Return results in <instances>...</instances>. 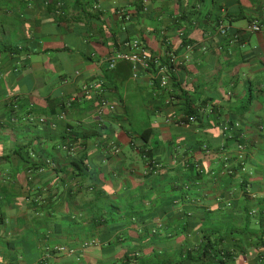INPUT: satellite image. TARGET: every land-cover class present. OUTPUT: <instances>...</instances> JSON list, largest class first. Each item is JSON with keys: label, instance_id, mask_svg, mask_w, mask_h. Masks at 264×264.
<instances>
[{"label": "crops", "instance_id": "1", "mask_svg": "<svg viewBox=\"0 0 264 264\" xmlns=\"http://www.w3.org/2000/svg\"><path fill=\"white\" fill-rule=\"evenodd\" d=\"M188 1L0 0V264H264V0H219L236 41L181 24ZM133 40L175 57L165 88L107 69Z\"/></svg>", "mask_w": 264, "mask_h": 264}, {"label": "built area", "instance_id": "2", "mask_svg": "<svg viewBox=\"0 0 264 264\" xmlns=\"http://www.w3.org/2000/svg\"><path fill=\"white\" fill-rule=\"evenodd\" d=\"M228 31H229L228 25L224 22H220L217 28V33L220 36H226ZM259 31H260V28L258 24L256 22H252L246 27L245 33H258ZM240 35L241 34L239 33H235L231 37V41H236L238 38H240L239 37ZM163 42H165L166 45L168 44V40L166 38H164ZM123 47H124L123 51H118L110 55L108 59L106 60V65H107L108 70L114 69L116 64L119 62H126L131 67L132 76L136 77L139 71L150 70L152 66H155L157 71L155 74H152L153 80L157 82V85L159 88L166 87L168 69L165 65H162L157 58L150 55L145 49V47L138 40L126 41L123 44ZM192 47H193L192 45H188L186 46V49L189 51L191 50ZM202 50H205V47L202 48ZM170 58H171L170 59L171 62L175 63V57L171 56ZM187 58L188 57L185 56L184 61H187ZM95 87L97 86L94 84L83 86L81 88L82 96L90 95V93L93 92L94 89H96ZM74 101H76L75 98L70 99L66 106H70L71 103ZM112 110H113V107L108 103V101L105 100L104 98H100L98 106L96 107V115L99 118H103L105 116L106 111H112ZM187 120L191 122L194 120V118L189 117ZM238 129H239V124L237 123H233V125L229 123L223 126V130L226 134L225 135L226 138H231L232 133ZM59 148L60 150L64 151L69 156L74 155L75 150H76V146H74L73 143L62 144ZM111 149L114 153L118 152V149H116L115 147H112ZM236 150H237L236 160L238 162V171L241 174H246L247 170L244 164V159L246 155V145L238 143L236 145ZM144 157L148 160L147 161L148 172L152 174H156L159 171L160 165L155 160L147 158L146 156ZM46 163H49V161H46ZM233 172H234L233 168L226 167L227 174L231 175L233 174ZM0 226H1V218H0ZM93 244L94 243L92 242L91 245ZM55 250L60 253H64V252L69 253V254L73 253L71 250L65 249L63 247H58ZM49 255H50L49 253L45 254L46 257H48Z\"/></svg>", "mask_w": 264, "mask_h": 264}, {"label": "trees", "instance_id": "3", "mask_svg": "<svg viewBox=\"0 0 264 264\" xmlns=\"http://www.w3.org/2000/svg\"><path fill=\"white\" fill-rule=\"evenodd\" d=\"M205 2L212 3V13L210 12V14H208V16H204L203 12L201 10ZM218 3H219V0H190L188 5H189L191 11L186 13L185 11L181 10L179 12L180 13L179 21L181 22V24H183V25L185 24L190 28H194L197 26H200L203 28L204 26L211 25L212 35L216 32V34L218 36H220L217 33V28H218L220 22L226 23L228 25V27H229V22H228L227 14L221 11L222 8L220 6H218ZM206 30H208V29H204V31H206ZM232 34L233 33L230 32V27H229V31H228L227 35L226 36H220V37H222L223 39L226 38V39H228L227 41H229V39L234 35V34L233 35ZM206 42H208V41H206ZM182 43H183L182 48L186 49V46L192 44L193 42L190 41L185 35H183V42ZM170 59L171 58H167V59H164L160 62L162 65H165L167 67V69H168L167 75L171 74L174 70V67H175L174 63L171 62ZM149 71H151L152 74H155L157 69L155 66H152ZM154 84L156 86H158L156 81H154ZM192 113H193V110L190 111V114H192ZM231 125H233V124L231 123ZM148 136H149V132H144L142 134L141 138L144 142H147ZM71 137L73 140L74 139L73 135H71ZM74 140H76V139H74ZM225 142L226 143H233L235 145V147L238 143L245 144L244 141L240 138V134H239L238 130H236L232 133L231 138H225ZM146 157L148 158L149 156H146ZM73 166L75 167V169H77L79 171H84V167L82 166L81 161L73 162ZM127 264H128V259H127ZM217 264H226V263L223 260H219V262Z\"/></svg>", "mask_w": 264, "mask_h": 264}]
</instances>
